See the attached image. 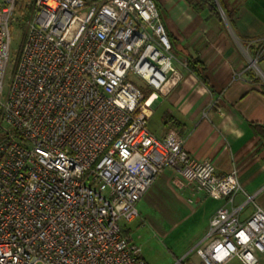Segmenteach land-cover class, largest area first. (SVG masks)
Here are the masks:
<instances>
[{"label":"built area","instance_id":"obj_1","mask_svg":"<svg viewBox=\"0 0 264 264\" xmlns=\"http://www.w3.org/2000/svg\"><path fill=\"white\" fill-rule=\"evenodd\" d=\"M18 1L0 0V264H145L122 221L168 167L224 200L203 264H258L264 209L242 216L238 170L149 127L138 82L164 96L183 79L157 1L34 0L12 60Z\"/></svg>","mask_w":264,"mask_h":264},{"label":"crops","instance_id":"obj_2","mask_svg":"<svg viewBox=\"0 0 264 264\" xmlns=\"http://www.w3.org/2000/svg\"><path fill=\"white\" fill-rule=\"evenodd\" d=\"M156 1L176 48L183 47L184 57L177 59L183 79L168 95L154 94L150 88L145 100L149 121L161 112L150 129L161 138L171 131L179 133L185 148L198 159L211 160L219 174L237 169L242 190L235 204L253 197L242 212L247 217L256 205L264 209V68L259 66L264 53L257 67L252 65L264 47V0H231L237 8L234 26L226 15L220 21L208 11L198 13L187 0ZM190 57L204 63L209 85L187 66ZM223 202L189 186L168 167L138 202L135 219L142 227L159 205L173 208L171 214L180 217L164 229L173 238L167 235L164 240L177 259L173 264H203L192 249L208 244L204 237L211 217ZM127 235L140 245L132 232ZM259 258L258 264H264V253ZM227 264L244 263L236 257Z\"/></svg>","mask_w":264,"mask_h":264},{"label":"rangeland","instance_id":"obj_3","mask_svg":"<svg viewBox=\"0 0 264 264\" xmlns=\"http://www.w3.org/2000/svg\"><path fill=\"white\" fill-rule=\"evenodd\" d=\"M33 1L34 0L18 1L15 11L14 26L12 29V50L14 53L12 60L15 58L16 52L20 49L25 37L27 18L25 19L23 17L27 13L26 7L31 3L33 5ZM175 54L178 60H182L184 57L183 47H177L175 49ZM11 65H13L12 61ZM259 66L263 70L264 62H261ZM261 77L264 80V75ZM137 85L143 90V92L145 91L146 87L144 85H142L140 82H138ZM160 118L161 112H157V114L152 119H150L149 127L154 129ZM159 206L160 207H156V209H154V211L151 213L149 223L142 227L141 225H137L138 219L122 222L127 230V234L132 232L135 240L140 243L142 249L141 254L144 256L146 264H173L177 259H175V257L169 252V250L166 248V245L164 244V240L166 239L165 236L168 235L171 240H173V238L171 235H169V233L165 232L164 229L171 228L169 223L173 222L174 217L178 220L180 215L171 214L173 208L166 210L164 206ZM167 213L170 215H167ZM158 226L161 228V230H159Z\"/></svg>","mask_w":264,"mask_h":264},{"label":"trees","instance_id":"obj_4","mask_svg":"<svg viewBox=\"0 0 264 264\" xmlns=\"http://www.w3.org/2000/svg\"><path fill=\"white\" fill-rule=\"evenodd\" d=\"M187 1L191 4V6L198 13L208 11L210 13V15L217 17L220 21H223V15L221 12V8H222L226 17L228 18L230 23L234 26L235 17L237 14V8L233 5L231 0H187ZM32 6L33 5L31 3L26 7L27 13L24 15L23 18H25V19L28 18V15L32 10ZM158 7H159V5H158ZM159 10H160V8H159ZM160 12L162 15V10ZM162 18H164V17L162 16ZM169 36H170V39L172 42L173 52L175 53V49H176V45H177L176 39L174 37H172V35H170V34H169ZM187 66L192 71H194L197 75H199V77L205 82V84L209 85V80H208L207 75H206V67H205L204 63L199 58L190 57L187 60ZM262 91L264 92V87L262 88ZM144 93H145L144 100H146L149 97V95L151 94V89L146 88ZM124 231L127 234L126 228H124Z\"/></svg>","mask_w":264,"mask_h":264},{"label":"water","instance_id":"obj_5","mask_svg":"<svg viewBox=\"0 0 264 264\" xmlns=\"http://www.w3.org/2000/svg\"><path fill=\"white\" fill-rule=\"evenodd\" d=\"M222 14L225 16L223 9L221 8Z\"/></svg>","mask_w":264,"mask_h":264}]
</instances>
